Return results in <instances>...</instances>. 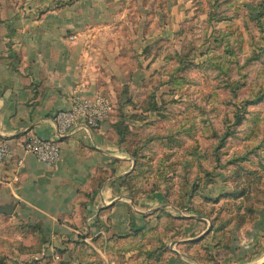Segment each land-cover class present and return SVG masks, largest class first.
Masks as SVG:
<instances>
[{
  "label": "rangeland",
  "instance_id": "374dc122",
  "mask_svg": "<svg viewBox=\"0 0 264 264\" xmlns=\"http://www.w3.org/2000/svg\"><path fill=\"white\" fill-rule=\"evenodd\" d=\"M130 1L139 22L147 0ZM150 1L179 2L183 20L168 40L146 44L149 71L121 87L113 115L137 161L127 184L155 206L141 204L133 237L93 245L80 235L71 249L40 224L0 219V264H163L201 230L191 253L202 250L204 263L239 245L264 250V0ZM139 45L130 43L135 59Z\"/></svg>",
  "mask_w": 264,
  "mask_h": 264
},
{
  "label": "crops",
  "instance_id": "0c3cea01",
  "mask_svg": "<svg viewBox=\"0 0 264 264\" xmlns=\"http://www.w3.org/2000/svg\"><path fill=\"white\" fill-rule=\"evenodd\" d=\"M130 2L0 0V141L13 149L0 165V205L15 208L0 219L40 224L46 237L64 238L70 249L80 235L93 245L97 237H133L143 223L141 204H154L152 196L136 199L127 184L137 161L119 139L113 112L121 87L149 71L145 46L171 38L183 13L179 2L165 10L147 0L143 18L134 22ZM132 40L140 43L136 59L129 53ZM76 95H103L113 110L99 127H78L59 138L61 160L46 165L22 144L31 136L58 138L54 116ZM206 232L181 239L163 264H264V250L246 245L216 262L200 261L202 250L196 257L191 252Z\"/></svg>",
  "mask_w": 264,
  "mask_h": 264
},
{
  "label": "built area",
  "instance_id": "2783aa9c",
  "mask_svg": "<svg viewBox=\"0 0 264 264\" xmlns=\"http://www.w3.org/2000/svg\"><path fill=\"white\" fill-rule=\"evenodd\" d=\"M112 110V104L103 95H97L91 99L76 95L69 108L59 110L54 116L58 138L44 139L31 136L22 144V148L44 164L57 167L61 160V147L58 139L78 127H99ZM12 153L11 143L8 140L0 141V165L8 160Z\"/></svg>",
  "mask_w": 264,
  "mask_h": 264
},
{
  "label": "water",
  "instance_id": "95a60500",
  "mask_svg": "<svg viewBox=\"0 0 264 264\" xmlns=\"http://www.w3.org/2000/svg\"><path fill=\"white\" fill-rule=\"evenodd\" d=\"M15 208L13 205H0V213L12 215L14 214Z\"/></svg>",
  "mask_w": 264,
  "mask_h": 264
},
{
  "label": "trees",
  "instance_id": "16d2710c",
  "mask_svg": "<svg viewBox=\"0 0 264 264\" xmlns=\"http://www.w3.org/2000/svg\"><path fill=\"white\" fill-rule=\"evenodd\" d=\"M238 120H239V121H242V117H239Z\"/></svg>",
  "mask_w": 264,
  "mask_h": 264
}]
</instances>
